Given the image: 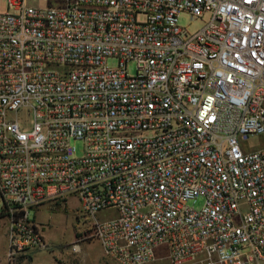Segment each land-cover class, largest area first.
<instances>
[{
    "label": "built area",
    "instance_id": "built-area-1",
    "mask_svg": "<svg viewBox=\"0 0 264 264\" xmlns=\"http://www.w3.org/2000/svg\"><path fill=\"white\" fill-rule=\"evenodd\" d=\"M69 199L72 251L264 264V0H0L9 263L48 248L32 209Z\"/></svg>",
    "mask_w": 264,
    "mask_h": 264
},
{
    "label": "rangeland",
    "instance_id": "rangeland-1",
    "mask_svg": "<svg viewBox=\"0 0 264 264\" xmlns=\"http://www.w3.org/2000/svg\"><path fill=\"white\" fill-rule=\"evenodd\" d=\"M203 19L191 20L187 14L182 13L178 16L177 23L185 27L189 32H192L202 25ZM106 63L107 65L114 67L116 65V60L114 58H107ZM126 68L129 74L134 73L133 62H128ZM239 142L243 151H251L262 146L263 137L261 135H251L246 139L239 140ZM75 147L77 149V154H79V142L75 143ZM202 203L203 199L197 197L195 199H188L185 204L188 207L198 209L201 207ZM75 204L76 203L73 199H69L65 207H49L44 204L37 210L32 209L30 212V215H33L36 221L44 226V237L48 242V248L44 251L47 252L52 250L53 252L51 253L53 255H56L55 251H57L61 255L57 256V261L67 262L69 264H117L101 255L100 247L94 239L80 241V249H77L76 251L71 250V244L75 242L78 237L72 208ZM101 215L102 214H100V216ZM3 220L4 219L0 217V238L5 235V227L2 224ZM160 254H162V252ZM2 256L4 257V254H2ZM27 262V258L24 259L21 257V259H17L13 263L25 264ZM145 264H167V262L162 258Z\"/></svg>",
    "mask_w": 264,
    "mask_h": 264
},
{
    "label": "crops",
    "instance_id": "crops-1",
    "mask_svg": "<svg viewBox=\"0 0 264 264\" xmlns=\"http://www.w3.org/2000/svg\"><path fill=\"white\" fill-rule=\"evenodd\" d=\"M73 208V207H72ZM3 224V223H2ZM5 234V232H4ZM43 234H44V229H43ZM92 240V239H90ZM85 241V240H83ZM96 241V240H95ZM97 242V241H96ZM99 245V244H98ZM79 242H78V249H80L79 247ZM100 247V246H99ZM0 264H14V263H9L6 259V236L4 235L2 238H0ZM101 251V250H100ZM160 251L162 252V249H160ZM36 251L33 252L29 255H27L26 257L22 256V258H27L28 262L25 264H69L67 262H58L56 258H58L57 256H61L57 251H55L56 255H53L51 251ZM2 254H4V257L2 256ZM18 259H21V257H19ZM18 264V263H17Z\"/></svg>",
    "mask_w": 264,
    "mask_h": 264
}]
</instances>
